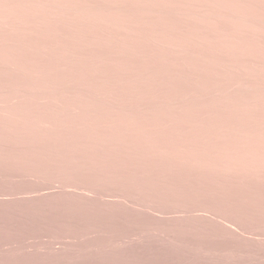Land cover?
Returning a JSON list of instances; mask_svg holds the SVG:
<instances>
[{
  "label": "rangeland",
  "instance_id": "1",
  "mask_svg": "<svg viewBox=\"0 0 264 264\" xmlns=\"http://www.w3.org/2000/svg\"><path fill=\"white\" fill-rule=\"evenodd\" d=\"M0 264H264V0H0Z\"/></svg>",
  "mask_w": 264,
  "mask_h": 264
}]
</instances>
